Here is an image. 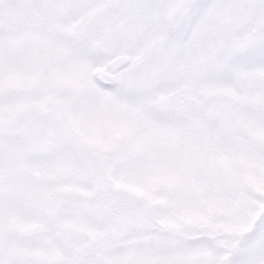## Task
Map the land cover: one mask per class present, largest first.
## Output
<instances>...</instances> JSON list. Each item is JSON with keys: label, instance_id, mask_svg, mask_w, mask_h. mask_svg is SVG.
I'll return each instance as SVG.
<instances>
[{"label": "snow or ice", "instance_id": "6c2138e0", "mask_svg": "<svg viewBox=\"0 0 264 264\" xmlns=\"http://www.w3.org/2000/svg\"><path fill=\"white\" fill-rule=\"evenodd\" d=\"M0 264H264V0H0Z\"/></svg>", "mask_w": 264, "mask_h": 264}]
</instances>
